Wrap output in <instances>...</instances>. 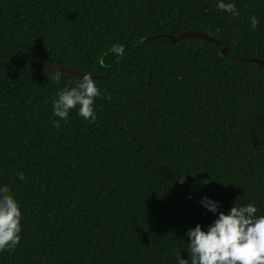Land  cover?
Returning a JSON list of instances; mask_svg holds the SVG:
<instances>
[{
  "label": "trees",
  "instance_id": "obj_1",
  "mask_svg": "<svg viewBox=\"0 0 264 264\" xmlns=\"http://www.w3.org/2000/svg\"><path fill=\"white\" fill-rule=\"evenodd\" d=\"M225 2L239 16L218 0H0V186L23 214L0 264H178L188 230L218 218L205 197L264 215V65L249 60L264 59V0ZM188 29L243 58L164 35ZM38 59L92 73L94 123L73 109L53 127L82 75Z\"/></svg>",
  "mask_w": 264,
  "mask_h": 264
},
{
  "label": "clouds",
  "instance_id": "obj_2",
  "mask_svg": "<svg viewBox=\"0 0 264 264\" xmlns=\"http://www.w3.org/2000/svg\"><path fill=\"white\" fill-rule=\"evenodd\" d=\"M216 6L221 11L239 16L235 2L218 0ZM257 26V17L253 15L251 27L254 30ZM110 52L123 56L124 46L113 44ZM66 83L67 86L53 100V114L59 118L52 121L53 127L59 128L60 120L67 121L73 109H77L85 121L94 123L97 119L95 100L101 96V91L92 73L82 75L75 86H71V81ZM18 176L20 180L25 179L23 172ZM237 201L227 214L219 211V202L207 197L201 201L209 211L219 212L218 218L207 231L199 224L188 230L189 259L182 258L177 252L178 264H264V215H256L258 209L254 204L241 206ZM22 219L21 206L12 190L6 184L0 186V252L15 250L19 245Z\"/></svg>",
  "mask_w": 264,
  "mask_h": 264
},
{
  "label": "water",
  "instance_id": "obj_3",
  "mask_svg": "<svg viewBox=\"0 0 264 264\" xmlns=\"http://www.w3.org/2000/svg\"><path fill=\"white\" fill-rule=\"evenodd\" d=\"M165 36H167L171 42H175L179 39H182V38H185V37H200V38H204V39H207V40H210L212 42H215L219 45H221V52L226 55V56H230V57H233V58H243V57H240V56H237L233 53L232 51V48L231 46L218 39V38H215L213 36H211L210 34L208 33H205V32H202V31H198L196 29H188L186 31H183L182 33L178 34V35H172V34H164ZM158 35H149V36H146L145 38H143V41H147V40H150L154 37H156ZM249 60H253V61H256L258 62L259 64L261 65H264V59L263 58H260V57H254L252 59H249ZM28 66H34V67H39V66H42V67H46L48 69H52V70H55V71H69V72H72V73H76V74H81V75H84L85 71L83 70H80L78 68H75V67H70V66H65V65H62V64H59V63H55V62H51V61H47V60H41V59H38V60H32V61H29L27 63Z\"/></svg>",
  "mask_w": 264,
  "mask_h": 264
}]
</instances>
